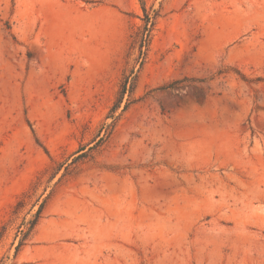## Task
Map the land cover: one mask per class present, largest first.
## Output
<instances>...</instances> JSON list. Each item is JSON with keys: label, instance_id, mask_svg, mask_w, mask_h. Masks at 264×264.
Returning <instances> with one entry per match:
<instances>
[{"label": "rangeland", "instance_id": "rangeland-1", "mask_svg": "<svg viewBox=\"0 0 264 264\" xmlns=\"http://www.w3.org/2000/svg\"><path fill=\"white\" fill-rule=\"evenodd\" d=\"M0 264H264V0H0Z\"/></svg>", "mask_w": 264, "mask_h": 264}, {"label": "trees", "instance_id": "trees-1", "mask_svg": "<svg viewBox=\"0 0 264 264\" xmlns=\"http://www.w3.org/2000/svg\"><path fill=\"white\" fill-rule=\"evenodd\" d=\"M141 5H142V10L144 12V23H145V28H146V31H147L148 29H147L146 26H147V24L150 23L151 18L149 17L148 13L145 11L143 2H141ZM127 84H128V81L125 80L123 82V84H122V87H121V91H120V95L121 96L114 102V104L112 105V107L109 110L108 115L105 117V119H110L111 121L109 123H103L102 124L100 132L103 131L104 135L99 137V139L97 141H95V143L92 145V147H90L87 151H84L83 148L79 149L75 153L77 155L73 158L72 162H76V161H78L81 158L88 157V152L91 151V150H94V148L96 146H98L99 142L102 141L104 139V137H107L111 133L112 128H113V126L115 124V121H116V119L118 117V115L116 114V111L118 110V108L120 107V104L122 102V98L121 97L127 91ZM126 107H127V104H125L123 106V110L126 109ZM40 213H41V205L39 206L38 210L36 211L33 219L28 221V222H26V223H24V227L19 230L20 238H19V243L16 246V250H18V248L22 245V242L25 240L26 236L29 234V232L36 225L37 221L40 218Z\"/></svg>", "mask_w": 264, "mask_h": 264}]
</instances>
